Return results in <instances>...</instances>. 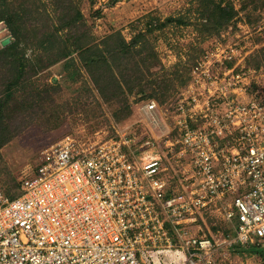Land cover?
<instances>
[{"label": "built area", "instance_id": "2783aa9c", "mask_svg": "<svg viewBox=\"0 0 264 264\" xmlns=\"http://www.w3.org/2000/svg\"><path fill=\"white\" fill-rule=\"evenodd\" d=\"M209 55L167 109L165 134L65 136L23 172L19 195L0 191V264H218L233 240L187 239L181 227L204 212L228 221L241 246L264 243V104L248 96L255 71L236 48L213 65ZM160 110L153 100L138 107L154 129ZM168 154L185 165L175 190L163 175Z\"/></svg>", "mask_w": 264, "mask_h": 264}, {"label": "trees", "instance_id": "16d2710c", "mask_svg": "<svg viewBox=\"0 0 264 264\" xmlns=\"http://www.w3.org/2000/svg\"><path fill=\"white\" fill-rule=\"evenodd\" d=\"M35 1L0 0V22L10 35V41L0 47V149L20 131L14 124L15 118L21 117L24 125H28L32 121L30 112L41 109L44 102L51 106L63 87L55 81L41 86L32 81V74L60 65L66 84L78 85L84 73L99 99L113 107V115L119 122L131 114L130 97L140 104L153 100L160 106L172 80L175 78L181 87H186L190 70L197 63H190L179 73V62L165 68L153 47L156 32L172 24L191 26L201 41H211L221 31L235 27L238 19L250 22L256 14L264 12V0H189L192 21L190 17L161 19L149 12L127 24L128 39L121 30L98 38L93 28L103 16L101 8L94 9L90 15L93 22L88 23L81 10L83 0H48L50 12L44 4L37 8ZM262 39L263 36L258 38ZM262 65L264 46L244 58V70L253 67L257 71ZM84 85L88 86L86 82ZM260 100L264 104V99ZM79 105L84 107L85 102L69 110L75 111ZM53 112L50 110V115ZM4 193L10 199L15 198L20 194L19 184L15 195ZM225 231L232 233L228 228ZM232 246L237 252L264 256V243L241 246L236 242Z\"/></svg>", "mask_w": 264, "mask_h": 264}, {"label": "rangeland", "instance_id": "374dc122", "mask_svg": "<svg viewBox=\"0 0 264 264\" xmlns=\"http://www.w3.org/2000/svg\"><path fill=\"white\" fill-rule=\"evenodd\" d=\"M91 2H93V7L89 5ZM42 4L50 12L48 0L35 1L37 8ZM234 5L236 9L239 8L238 3ZM190 7L189 0H83L81 10L87 18V22L91 23L93 19L90 18V15L93 14L94 9H102L103 16L95 21V27L93 28V32L98 38L106 36L113 30H121L124 37L128 39L127 24L144 14L153 12L161 19L170 16L174 18L190 17L192 21L194 15L188 13ZM238 16H241L240 13ZM0 26L6 29L1 22ZM6 31V36H10L7 29ZM3 35L0 33V47L2 40L6 37ZM262 36L263 39L258 40ZM262 46H264V12L256 14L250 22L238 19L235 27H229L221 31L211 41H201L191 26L178 27L175 24L168 26L162 32H156L153 36V47L158 53L162 65L169 69L179 62L178 73L190 63L196 61L199 63L200 59L206 54L207 56L210 54V62L213 65L217 54L221 50L236 48L241 51V55L245 58ZM217 48L220 49L213 54V51ZM29 52L27 51L28 55ZM192 69L193 67L190 70V80L186 87H181L178 81H175V78L172 80L164 102L159 106L161 109L159 112L161 125L157 129H154L150 122L143 120V117L138 113V107L141 105L140 101H136L134 97L129 98L130 116L119 122L116 121L113 115V107L110 108L99 99L84 73H82L83 76L78 85L66 84L60 65H54L32 74V81L41 84V86L55 81L63 87L51 106L44 102L41 109L34 108L35 111L30 112L32 121L28 122V125H24V119L21 117L15 118L14 124L18 125L20 131L8 144L0 149V191L7 192L8 195H15L23 172L35 166L43 150L57 144L65 136L80 139L114 138L116 132L124 128H127V133L146 130L154 136L165 134L170 128L167 109L187 91L192 80ZM249 69L254 71L253 67ZM84 82L88 86L84 85ZM87 90L90 92H87ZM33 94L36 97V92H33ZM248 96L264 99V65L259 67V70L253 74V87L249 90ZM248 96L245 100L249 99ZM66 102L69 106L65 105ZM79 102H85L84 107L79 105L77 110H69ZM50 110L55 112H53L54 115H50ZM162 163L166 169L163 175L165 180L168 181V187L175 190L176 186L172 178H174V174L181 176L182 169L185 166L184 161H179L175 154H168ZM229 226L228 221H224L222 217L209 212H204L201 217L197 216L194 223L181 225L187 231L185 236L187 239L201 237L218 242H231L233 240V245L236 243L234 233L225 231L226 228L231 229ZM173 239L174 243H180L176 236ZM232 245L230 247L226 244L221 245L215 255L218 264H264V256L262 258L255 253L237 252Z\"/></svg>", "mask_w": 264, "mask_h": 264}, {"label": "water", "instance_id": "95a60500", "mask_svg": "<svg viewBox=\"0 0 264 264\" xmlns=\"http://www.w3.org/2000/svg\"><path fill=\"white\" fill-rule=\"evenodd\" d=\"M10 41V37H6L4 40H2L1 44L5 45L6 43H8Z\"/></svg>", "mask_w": 264, "mask_h": 264}, {"label": "crops", "instance_id": "0c3cea01", "mask_svg": "<svg viewBox=\"0 0 264 264\" xmlns=\"http://www.w3.org/2000/svg\"><path fill=\"white\" fill-rule=\"evenodd\" d=\"M230 227H231V225H230ZM231 230H232V228H231ZM233 232V231H232Z\"/></svg>", "mask_w": 264, "mask_h": 264}]
</instances>
